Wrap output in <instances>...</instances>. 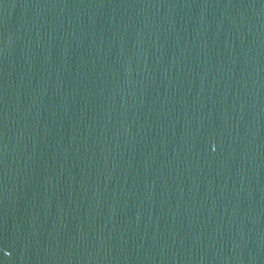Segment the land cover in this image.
I'll list each match as a JSON object with an SVG mask.
<instances>
[{
    "label": "water",
    "instance_id": "1",
    "mask_svg": "<svg viewBox=\"0 0 264 264\" xmlns=\"http://www.w3.org/2000/svg\"><path fill=\"white\" fill-rule=\"evenodd\" d=\"M0 264H264V0H0Z\"/></svg>",
    "mask_w": 264,
    "mask_h": 264
}]
</instances>
